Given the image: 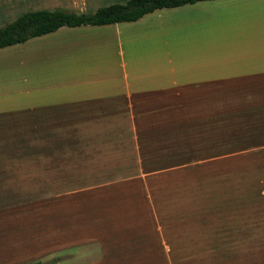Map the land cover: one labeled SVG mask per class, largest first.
I'll list each match as a JSON object with an SVG mask.
<instances>
[{
	"label": "rangeland",
	"instance_id": "obj_1",
	"mask_svg": "<svg viewBox=\"0 0 264 264\" xmlns=\"http://www.w3.org/2000/svg\"><path fill=\"white\" fill-rule=\"evenodd\" d=\"M254 78L257 91L209 109L174 91L167 117L189 122L140 124L137 137L75 123L119 108L64 106L62 188L0 186V264H264V76ZM157 96L140 98V116L162 120Z\"/></svg>",
	"mask_w": 264,
	"mask_h": 264
},
{
	"label": "crops",
	"instance_id": "obj_2",
	"mask_svg": "<svg viewBox=\"0 0 264 264\" xmlns=\"http://www.w3.org/2000/svg\"><path fill=\"white\" fill-rule=\"evenodd\" d=\"M124 1L0 0V27L32 2L92 12ZM150 15L154 22L141 23ZM117 24L135 26L116 31ZM52 36L0 47V133L7 141L0 140V157L6 158L0 160L1 187L62 188L58 141L64 106L119 108L75 123L120 135L128 126L137 137L144 125L189 122L183 115L167 117L180 95L174 91L185 92L187 108L209 109L224 96L257 91L254 77L264 76V0H200L155 9L131 22L60 27ZM153 94L156 102L164 101L153 109L164 110L162 120L136 111L146 104L140 98Z\"/></svg>",
	"mask_w": 264,
	"mask_h": 264
},
{
	"label": "trees",
	"instance_id": "obj_3",
	"mask_svg": "<svg viewBox=\"0 0 264 264\" xmlns=\"http://www.w3.org/2000/svg\"><path fill=\"white\" fill-rule=\"evenodd\" d=\"M200 0H125L100 6L92 12H74L61 8L32 9L20 13L0 27V47L21 43L62 26H96L131 22L155 9L191 4ZM24 264H44L41 261Z\"/></svg>",
	"mask_w": 264,
	"mask_h": 264
}]
</instances>
